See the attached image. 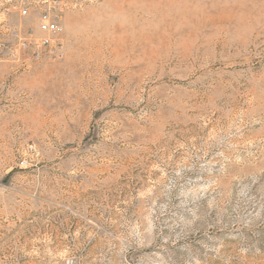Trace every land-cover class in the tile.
Returning <instances> with one entry per match:
<instances>
[{
  "label": "rangeland",
  "instance_id": "374dc122",
  "mask_svg": "<svg viewBox=\"0 0 264 264\" xmlns=\"http://www.w3.org/2000/svg\"><path fill=\"white\" fill-rule=\"evenodd\" d=\"M35 1L0 0V264H264V0Z\"/></svg>",
  "mask_w": 264,
  "mask_h": 264
},
{
  "label": "built area",
  "instance_id": "2783aa9c",
  "mask_svg": "<svg viewBox=\"0 0 264 264\" xmlns=\"http://www.w3.org/2000/svg\"><path fill=\"white\" fill-rule=\"evenodd\" d=\"M9 2L11 6L16 8L20 14H26L28 10V6L31 3H37V1L35 0H9ZM48 3L50 4V2ZM38 27L40 30L44 32H49L52 34H59L61 32V27L58 25L57 21L47 14H43L40 17ZM48 42H49L48 39L42 40V43H48ZM61 48H62L61 42L56 41L53 46V54L55 56H59Z\"/></svg>",
  "mask_w": 264,
  "mask_h": 264
}]
</instances>
